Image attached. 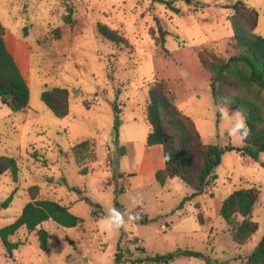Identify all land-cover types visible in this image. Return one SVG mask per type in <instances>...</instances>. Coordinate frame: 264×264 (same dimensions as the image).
Instances as JSON below:
<instances>
[{
	"label": "rangeland",
	"instance_id": "obj_1",
	"mask_svg": "<svg viewBox=\"0 0 264 264\" xmlns=\"http://www.w3.org/2000/svg\"><path fill=\"white\" fill-rule=\"evenodd\" d=\"M67 1L75 8L72 26L63 21L62 0H0L6 45L30 88L23 112L13 113L0 102V156L14 157L20 168L17 182L9 172L0 176V229L19 218L35 186L38 199L68 206L84 222L64 233L52 230V222L45 224L47 251L40 248L36 232L21 229L11 240L23 245L12 258L0 240V264H114L119 249L133 259L188 249L209 261L176 256L170 264H245L264 236V156L253 161L226 152L207 194L179 210L193 190L176 179L165 186L155 180V151L146 144L151 132L147 87L168 82L177 107L195 122L204 144L241 147L243 141L230 136L228 122L217 116L211 74L195 50L212 48L225 60L237 53L232 11L226 8L236 2L259 12L255 32L264 37V0H173L179 13L158 0ZM99 23L117 31L127 44L103 40ZM159 26L167 32L168 54L157 45ZM53 88L70 91V114L64 119L41 100ZM86 140L97 142L98 161L87 164L88 175H81L71 149ZM156 148L163 163V151ZM252 187L261 191L252 214L259 230L240 246L220 215L221 206L234 191ZM12 194V203L2 209ZM112 208L127 213L126 224L109 232L103 224Z\"/></svg>",
	"mask_w": 264,
	"mask_h": 264
},
{
	"label": "trees",
	"instance_id": "obj_2",
	"mask_svg": "<svg viewBox=\"0 0 264 264\" xmlns=\"http://www.w3.org/2000/svg\"><path fill=\"white\" fill-rule=\"evenodd\" d=\"M66 14L63 21L68 25L74 24V6L67 0ZM169 9L179 13L174 1L158 0ZM232 11L230 22L234 32L233 48L237 51L229 60L219 57L212 48H200L195 54L201 64L211 74V93L217 107L223 97L229 109L239 110L245 117L250 134L241 147H220L214 144H204L195 122L183 114L176 105L175 92L171 85L164 81H154L148 85L146 119L151 126L147 137L148 147L162 146L164 167L155 173V180L165 186L170 180H178L193 190L179 207L195 198L206 195L208 188L217 180L216 168L222 163L226 152H234L250 160L258 161L264 156V37L256 34L260 14L243 2L226 6ZM98 35L105 41L116 46L127 44V40L117 31L107 25H97ZM5 28L0 22V102L13 113L25 111L29 106L30 88L15 57L9 51L5 42ZM157 45L168 54L166 35L160 26ZM42 102L59 119L70 114V91L66 88H53L41 94ZM117 115L119 109L116 107ZM119 121L114 127V141L119 145ZM76 165L81 168V175H88L87 164L98 161L97 142L83 141L71 149ZM45 161H47L45 159ZM10 173L14 182L19 180L20 168L17 160L10 156H0V176ZM39 188L30 189L31 201L26 204L19 218L11 225L0 229V240L7 255L12 258L14 252L22 245V241L13 242L11 239L18 231L26 229L29 233L36 232L40 248L48 250L50 234L39 228L44 222L52 220L64 228H75L84 221L70 211V207L53 200L37 198ZM75 191L80 190L75 189ZM261 191L257 187L240 189L231 193L222 203L220 215L229 227L232 240L240 245H246L252 236L258 232L259 225L252 220L254 207L259 200ZM12 194L1 204L6 209L13 201ZM86 202L91 203L88 198ZM97 213H93L96 216ZM200 222L203 223L201 217ZM145 254L144 250H141ZM176 256L203 260L208 258L191 250L179 249L166 256L143 258H126L119 249L114 264H170ZM245 264H264V236L259 244L247 257Z\"/></svg>",
	"mask_w": 264,
	"mask_h": 264
},
{
	"label": "clouds",
	"instance_id": "obj_3",
	"mask_svg": "<svg viewBox=\"0 0 264 264\" xmlns=\"http://www.w3.org/2000/svg\"><path fill=\"white\" fill-rule=\"evenodd\" d=\"M227 97H223L220 102H218V109L223 119L228 122L227 133L230 136L237 137L239 140L244 141L250 134V129L248 127L247 121L244 115L239 110H230L224 101H227ZM126 212H122L119 209L112 208L108 211L107 215L104 217V228L106 231L113 232L118 231L125 226ZM134 217L128 216V219H133Z\"/></svg>",
	"mask_w": 264,
	"mask_h": 264
},
{
	"label": "crops",
	"instance_id": "obj_4",
	"mask_svg": "<svg viewBox=\"0 0 264 264\" xmlns=\"http://www.w3.org/2000/svg\"><path fill=\"white\" fill-rule=\"evenodd\" d=\"M148 147V146H147ZM156 147H161V149H162V146H154V147H150L149 148V150H151V151H155V154L152 156L153 157V160H154V162H153V164H155V171H154V174L156 173V171L157 170H159V169H162L163 167H164V159H163V163L161 162V159H160V157H161V153L162 152H160V150L158 149V148H156ZM162 151H163V149H162ZM155 176V175H154ZM48 222H52L53 224V226H52V230H56V231H61V232H63V231H65L66 229H71V228H64V227H62V226H60L59 224H57L56 222H54V221H52V220H49V221H47V222H44L39 228H43V229H45V224H47ZM81 225V224H80ZM77 227H79V226H77ZM46 231H47V229H45ZM64 233V232H63ZM90 252V250H86V254L87 253H89ZM85 254V255H86ZM21 256V255H20ZM15 258V257H14ZM23 257L21 256V259H22ZM87 260V259H86ZM67 264H82V263H80L79 261H72V262H69V263H67ZM90 264H93V263H90ZM125 264H132V263H125Z\"/></svg>",
	"mask_w": 264,
	"mask_h": 264
}]
</instances>
